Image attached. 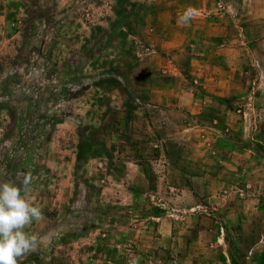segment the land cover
<instances>
[{
	"label": "rangeland",
	"instance_id": "rangeland-1",
	"mask_svg": "<svg viewBox=\"0 0 264 264\" xmlns=\"http://www.w3.org/2000/svg\"><path fill=\"white\" fill-rule=\"evenodd\" d=\"M7 16L0 181L31 174L44 219L25 231L50 238L21 264H264V0H11ZM230 44L238 68L200 76Z\"/></svg>",
	"mask_w": 264,
	"mask_h": 264
},
{
	"label": "clouds",
	"instance_id": "clouds-1",
	"mask_svg": "<svg viewBox=\"0 0 264 264\" xmlns=\"http://www.w3.org/2000/svg\"><path fill=\"white\" fill-rule=\"evenodd\" d=\"M197 15V9L188 6L180 16L183 25ZM17 184L0 181V264H21V260L36 252L50 238L25 231L33 221L44 219L43 210L22 193L31 184V174L24 173ZM135 264V262H134Z\"/></svg>",
	"mask_w": 264,
	"mask_h": 264
},
{
	"label": "crops",
	"instance_id": "crops-1",
	"mask_svg": "<svg viewBox=\"0 0 264 264\" xmlns=\"http://www.w3.org/2000/svg\"><path fill=\"white\" fill-rule=\"evenodd\" d=\"M15 2H17V0H14ZM11 4V0H0V23H2L3 25L8 24L10 20H8V16H7V6ZM4 27V26H3ZM229 41H223V43H227ZM235 42V41H234ZM230 43V42H229ZM231 45V46H230ZM227 47L222 48V56H218L220 58H218V60L221 62V65H215V63H209V62H205V61H200L198 62L199 64L197 65L196 63V67L199 70V74L200 76H206L209 75L211 78L213 77H218L220 79L219 85L223 82L221 81V76L226 75V69H225V65L228 66H232L233 64H235V67H233V69L238 68L236 66L237 63L240 62V51L239 49H237V46L232 48V44H230ZM215 61V60H214ZM174 69L176 70V72L180 73L183 70L182 66H179L177 63L174 66ZM195 72V71H194ZM225 80H227V78H225ZM218 85V86H219ZM175 106H181V107H185V108H189L190 105H185V103L182 101V98L180 99V101H178L176 103Z\"/></svg>",
	"mask_w": 264,
	"mask_h": 264
}]
</instances>
